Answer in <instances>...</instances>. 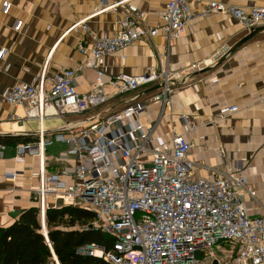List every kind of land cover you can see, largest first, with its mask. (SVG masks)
Masks as SVG:
<instances>
[{
	"label": "built area",
	"instance_id": "2783aa9c",
	"mask_svg": "<svg viewBox=\"0 0 264 264\" xmlns=\"http://www.w3.org/2000/svg\"><path fill=\"white\" fill-rule=\"evenodd\" d=\"M190 1L166 0L159 13L161 22L154 26L145 23L143 12L127 14L115 34L90 33V40L80 41L77 48L95 60L141 38L160 36L168 50L191 18L210 13L232 16L246 33L264 26V6L244 9L209 0L202 10L193 11ZM0 3L7 13L10 1ZM88 17L74 22L66 33L79 27L87 31ZM22 24L16 20L14 30ZM6 53V48H0V58ZM219 56L193 62L185 69L169 70L164 63L146 67L140 74L120 73L107 80L97 69L87 94L75 90L76 72L71 68L56 72L48 86L42 70L36 82L15 84L5 92L7 103L23 107L24 118L38 123L36 138L15 148L17 159L27 154L38 158V183L30 187V194L39 216L44 218L43 210L51 207L49 199L54 206L87 208L94 218L84 227L114 238L111 252L90 244L79 248V253L100 257L108 264H264V212L251 216L247 211L245 196L255 199V190L242 164L225 170L204 166L215 174L199 176L198 164L190 157L191 144L182 133L172 129L165 140L153 136L154 128L141 120L148 104L158 101L166 106L175 88L189 84L192 73L212 66ZM151 84L159 85L147 92L140 90ZM106 85L110 93L105 92ZM128 92L133 95L120 111L51 129L44 126L49 118L82 114ZM236 110L235 105L227 109L228 113ZM181 119L191 129L196 127L187 116ZM53 142L68 146L67 153L56 158L57 169L47 167L45 154ZM16 175L17 171L8 172L6 178ZM258 203L264 211V204ZM53 258L59 264L54 254Z\"/></svg>",
	"mask_w": 264,
	"mask_h": 264
},
{
	"label": "crops",
	"instance_id": "0c3cea01",
	"mask_svg": "<svg viewBox=\"0 0 264 264\" xmlns=\"http://www.w3.org/2000/svg\"><path fill=\"white\" fill-rule=\"evenodd\" d=\"M9 1L11 7L7 13L2 12L0 3V48L7 49L5 56L0 58L1 135L33 134L37 130L36 120L24 118V108L7 103L4 94L15 84L36 82L42 70H45L48 86L56 72L63 68L73 69L75 90L87 94L97 69L103 71V78L107 80L120 73L140 74L146 67L164 63L169 70L185 69L193 62L214 59L221 54L212 66L192 73L189 84L175 88L166 106L158 101L148 104L141 120L147 128H154L153 136L161 135L165 140L172 129L182 133L191 144L190 157L198 164L195 170L199 176H214L215 173L204 166L225 170L236 163L242 164L247 181L255 190V199L245 196L247 211L251 216L264 212L258 203L264 204V31L230 52L247 33L232 16L210 13L191 18L181 37L168 50L164 39L154 36L141 38L122 51L91 60L88 53L79 52L80 41L88 42L90 33L115 34L120 29L119 21L135 12H143L145 23L158 25L166 0ZM208 1L191 0L190 8L200 11ZM216 1L244 9L264 6V0ZM105 7L108 8L103 9ZM87 16H90L86 20L87 31L79 27L66 33L74 22ZM19 19L23 24L17 31L13 26ZM158 85H147L140 90L147 92ZM104 88L105 92L112 91L107 85ZM132 95L131 92L115 95L82 114L49 118L50 124L44 122V126L51 129L67 122L120 111ZM233 105L237 110L228 113L227 109ZM181 115L187 116L196 127L191 129ZM16 144H2L4 148L0 149L2 226L16 219L21 210L37 207L30 187L38 183L39 161L29 154L17 159ZM67 149L63 142L47 146V167L57 169L56 158L67 153ZM14 171H17L15 178H6L8 172ZM49 204L51 207L57 205L54 206L50 199Z\"/></svg>",
	"mask_w": 264,
	"mask_h": 264
},
{
	"label": "trees",
	"instance_id": "16d2710c",
	"mask_svg": "<svg viewBox=\"0 0 264 264\" xmlns=\"http://www.w3.org/2000/svg\"><path fill=\"white\" fill-rule=\"evenodd\" d=\"M33 134L1 135L0 143L16 144L34 140ZM47 240L37 207L20 211L7 225H0V264H108L104 259L81 254L78 249L90 244L113 250L114 238L100 229L86 228L94 218L90 209L70 204L45 210Z\"/></svg>",
	"mask_w": 264,
	"mask_h": 264
},
{
	"label": "water",
	"instance_id": "95a60500",
	"mask_svg": "<svg viewBox=\"0 0 264 264\" xmlns=\"http://www.w3.org/2000/svg\"><path fill=\"white\" fill-rule=\"evenodd\" d=\"M264 31V26L261 27H257L253 30H251L249 33H247L246 35H244L240 40H238L231 48L230 52H233L234 50H236L237 48H239L240 46H242L245 42H247L248 40H250L251 38L255 37L257 34H259L260 32ZM40 220L42 222V233L44 234L46 240H47V232L45 231V219L40 217Z\"/></svg>",
	"mask_w": 264,
	"mask_h": 264
},
{
	"label": "rangeland",
	"instance_id": "374dc122",
	"mask_svg": "<svg viewBox=\"0 0 264 264\" xmlns=\"http://www.w3.org/2000/svg\"><path fill=\"white\" fill-rule=\"evenodd\" d=\"M35 122H36V125H37V121H35ZM49 124H50L49 120H45V125H49ZM47 264H53V263L51 261H49V262H47Z\"/></svg>",
	"mask_w": 264,
	"mask_h": 264
},
{
	"label": "bare ground",
	"instance_id": "6f19581e",
	"mask_svg": "<svg viewBox=\"0 0 264 264\" xmlns=\"http://www.w3.org/2000/svg\"><path fill=\"white\" fill-rule=\"evenodd\" d=\"M16 126H17V125H16ZM5 128H6L5 130H7L8 127H5ZM16 128H20V127L17 126ZM20 129H21V128H20ZM44 214H45V213H44V210H43V216H44V218H45V215H44ZM45 231H46V230H45Z\"/></svg>",
	"mask_w": 264,
	"mask_h": 264
}]
</instances>
